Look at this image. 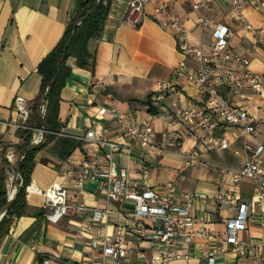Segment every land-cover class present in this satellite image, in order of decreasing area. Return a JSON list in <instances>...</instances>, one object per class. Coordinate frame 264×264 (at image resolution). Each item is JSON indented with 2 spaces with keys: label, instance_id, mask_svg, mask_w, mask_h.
Here are the masks:
<instances>
[{
  "label": "crops",
  "instance_id": "1",
  "mask_svg": "<svg viewBox=\"0 0 264 264\" xmlns=\"http://www.w3.org/2000/svg\"><path fill=\"white\" fill-rule=\"evenodd\" d=\"M84 1L0 0V169H6L8 196L16 179L19 146L25 142L26 130L33 131L34 137L41 128L37 98L43 75L37 67L58 43ZM129 1L111 0L102 32L90 41L95 51L92 65L81 66L75 55L66 60L70 75L61 90L60 131L36 153L25 211L20 217L14 216L0 236V264H43L48 257L54 262L93 264L89 253L93 241L105 234L114 238L119 229H123L130 248V264H152L155 244L131 231L136 221L135 202H108L99 180L85 182L84 199L92 209L109 206L110 214L97 221L92 219V210L89 214L65 215L56 222L47 218L50 207L44 191L61 179L73 198L74 176L68 172L82 167L86 158L105 162L110 151L107 142L114 140L121 143V149L114 153L118 166L126 167L135 179H140L143 169L149 168L148 183L156 189L174 182L177 202L182 201V191L194 194L195 226L205 225L216 236L215 240L180 241L179 250L185 256L172 259L169 264H204L205 253L214 247L218 249L217 264H264V203L257 202L260 189L251 178L235 182L232 176L249 154L246 141L252 146H264V95L246 86L234 96L238 104L249 107L256 124L252 135H246L237 126L223 125L217 135L227 134L231 141L228 148L202 143L199 134L190 133L179 116L182 107L200 104L202 95L194 84L177 81L175 68L183 56L174 35L161 25L162 16L151 15L156 0H150V14L144 16L131 15ZM173 10L185 20L191 46L199 45L201 40L210 41L211 30L199 25V11L193 9L191 0H173ZM240 15L256 27L264 26V10L252 6L236 10L217 0L212 12L217 21L232 29L233 44L250 56L251 70L264 74V33L256 38L248 32L239 20ZM186 60L194 69L201 64L193 55ZM226 69L231 70L232 77L243 75L241 67L235 64L229 63ZM157 80L177 82L176 88L163 96L154 93ZM220 92L226 95L225 85ZM18 96L24 98L30 110L27 118L17 106ZM102 107L107 108L104 114L99 113ZM112 108L128 112L135 121L153 125L154 133L147 147L130 140ZM91 129L97 140L87 138ZM178 132L182 133V140L175 138ZM187 152H195L198 162L184 167ZM261 164L264 167V150ZM222 192L234 196V202L220 204L217 196ZM242 203L250 206L248 224L238 231L239 239L249 245L247 254L225 242L228 220ZM147 221L150 225L158 223L151 218Z\"/></svg>",
  "mask_w": 264,
  "mask_h": 264
},
{
  "label": "built area",
  "instance_id": "2",
  "mask_svg": "<svg viewBox=\"0 0 264 264\" xmlns=\"http://www.w3.org/2000/svg\"><path fill=\"white\" fill-rule=\"evenodd\" d=\"M194 10L199 11L198 23L203 29L211 30L209 42L201 40L199 45L191 46L188 41L189 30L184 18L173 10V0H156L151 15L162 16L161 25L172 33L176 39L177 48L183 58L175 68L177 81H187L194 84L202 95L200 104L182 107L179 111L181 121L185 123L190 133H198L202 143L213 144L219 149H226L231 141L227 134L217 135V130L225 126H237L246 135H252L256 131V124L252 121L249 107L238 104L234 96L242 92L246 86H250L260 96L264 95V74H256L251 68L250 56L233 44L234 32L232 29L217 21L212 12L217 0H191ZM236 10H242L246 6L264 10V0H223ZM150 0H130L128 4L131 15H149L148 4ZM239 20L245 25L248 32H252L256 38L264 33L263 27H256L246 20L243 15ZM208 48V51H204ZM193 55L200 62L197 69L191 68L187 63V56ZM1 56V51H0ZM235 64L241 67L243 75L232 77L231 70L226 66ZM176 83L157 80L154 84V93L165 95L174 91ZM226 86V95H222L220 87ZM20 113L27 118L30 114L23 97L16 98ZM40 116L46 115V102L39 106ZM107 111L106 107L99 110L100 114ZM121 129L130 138L142 147H147L154 133L150 122H138L125 111L112 108ZM45 126L39 129V133L33 137L34 144L44 142ZM90 140H97L95 131L88 130L86 134ZM178 140L183 139L181 132L175 135ZM110 151L106 161L97 158H86L82 167L70 170L68 174L74 176L75 195L70 197V191L60 179L55 180L45 191L46 204L50 207L47 218L58 221L65 215L89 214L92 210V219L100 220L104 215L110 214L112 209L90 208L84 199V184L90 179L99 180L108 202L112 200L131 199L135 202L133 215L136 218L131 231L144 240L155 244L151 257L152 264H169L172 259L182 258L185 255L179 250V242H192L196 238L215 240V234L205 225L196 227V219L192 214L195 204V195L182 191L181 202H177V187L174 182H169L156 189L148 183L151 175L149 168H144L140 179L132 178L124 166H118L114 160V153L121 149V143L117 141L107 142ZM245 148L249 154L244 165L232 172L235 182H240L248 177L254 180L260 189L258 203H264V167L261 164L263 145L252 146L245 142ZM184 167L198 162L195 152L185 154ZM217 200L220 204L233 203L235 197L228 193H219ZM249 204L242 203L237 207L235 214L228 220L225 242L234 245L242 254L250 251L249 245L243 243L238 237V231L245 229L248 224ZM154 219L158 223L149 224L148 219ZM90 255L93 264H130V248L125 242L123 229H119L114 238L105 234L100 240H94ZM218 249L211 248L205 253L204 264H217ZM43 264H75L60 260L54 262L52 258H46Z\"/></svg>",
  "mask_w": 264,
  "mask_h": 264
},
{
  "label": "trees",
  "instance_id": "3",
  "mask_svg": "<svg viewBox=\"0 0 264 264\" xmlns=\"http://www.w3.org/2000/svg\"><path fill=\"white\" fill-rule=\"evenodd\" d=\"M111 8V0H85L78 11L76 17L68 24L62 37L51 51L43 58L38 65V71L43 75V83L40 94L37 98L38 112L39 106L46 102V115L41 117L40 125L49 129L46 142L39 144L38 148L27 149L31 145L33 131H27L25 142L19 146L22 152L20 161V176L16 179V183H21L20 191L16 194L14 200L8 206L5 215L0 221V236L3 234L6 227L11 223L14 216L20 217L26 207L27 187L31 181L33 164L35 162L36 153L44 148L56 136V132L60 131V102L61 90L65 85L67 77L70 75L69 68L66 66V60L69 56L75 55L78 57L81 66H89L94 62L95 51L92 50L90 41L98 36L104 27L106 19ZM69 47L66 56L62 58L66 44ZM60 69V74L56 78L54 85L45 97L48 85L55 76L57 70ZM4 161L6 158L4 157ZM9 203L8 188H7V173L5 168L0 169V211Z\"/></svg>",
  "mask_w": 264,
  "mask_h": 264
},
{
  "label": "water",
  "instance_id": "4",
  "mask_svg": "<svg viewBox=\"0 0 264 264\" xmlns=\"http://www.w3.org/2000/svg\"><path fill=\"white\" fill-rule=\"evenodd\" d=\"M101 0H99L100 2ZM68 47H69V43L66 44L65 46V49H64V53H63V56L62 58H64L66 56V53H67V50H68ZM60 74V69L57 70L55 76L53 77V79L50 81L49 85H48V88H47V92L45 94V97L48 96L49 92L51 91L53 85H54V82L56 80V78L59 76ZM49 131V129H48ZM48 132L46 133V136H47ZM47 141V138L45 137V140L44 142ZM39 147V144H31L27 147V149H31V148H38ZM21 158H22V152L19 153L18 155V160H17V170H16V174H15V177L16 179L19 178L20 176V161H21ZM15 179V180H16ZM20 186H21V183H16V190H15V193L14 195H9V203L0 211V221L2 220L3 216L5 215L6 213V210L8 208V206L11 204V202L14 200L16 194L20 191ZM0 230H1V226H0Z\"/></svg>",
  "mask_w": 264,
  "mask_h": 264
},
{
  "label": "bare ground",
  "instance_id": "5",
  "mask_svg": "<svg viewBox=\"0 0 264 264\" xmlns=\"http://www.w3.org/2000/svg\"><path fill=\"white\" fill-rule=\"evenodd\" d=\"M15 190H16V187L15 186H13L12 187V189H11V192H10V195L12 196V195H14V193H15Z\"/></svg>",
  "mask_w": 264,
  "mask_h": 264
},
{
  "label": "rangeland",
  "instance_id": "6",
  "mask_svg": "<svg viewBox=\"0 0 264 264\" xmlns=\"http://www.w3.org/2000/svg\"><path fill=\"white\" fill-rule=\"evenodd\" d=\"M13 185H14V186L16 185V180L13 181Z\"/></svg>",
  "mask_w": 264,
  "mask_h": 264
}]
</instances>
